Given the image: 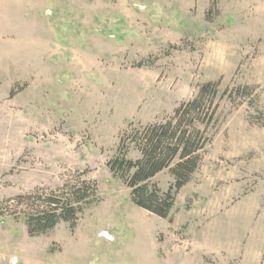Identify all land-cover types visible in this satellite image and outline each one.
Returning <instances> with one entry per match:
<instances>
[{
    "label": "rangeland",
    "instance_id": "rangeland-1",
    "mask_svg": "<svg viewBox=\"0 0 264 264\" xmlns=\"http://www.w3.org/2000/svg\"><path fill=\"white\" fill-rule=\"evenodd\" d=\"M206 81L227 90L211 141L158 217L106 162ZM82 171L76 226L4 215L0 264H264V0H0V199Z\"/></svg>",
    "mask_w": 264,
    "mask_h": 264
},
{
    "label": "trees",
    "instance_id": "trees-1",
    "mask_svg": "<svg viewBox=\"0 0 264 264\" xmlns=\"http://www.w3.org/2000/svg\"><path fill=\"white\" fill-rule=\"evenodd\" d=\"M220 85V81L199 84L193 97L181 102L162 121L130 125L120 136L116 152L106 165L129 189L135 206L161 218L169 217L176 193L190 180L211 141L209 128L217 120L220 101L227 91ZM131 149L137 152L136 158L128 157ZM166 169L172 182L161 190L152 178ZM97 199V183L86 178L85 172H76L56 189L36 188L0 199V217L21 216L28 235L37 236L60 221L73 229L79 214Z\"/></svg>",
    "mask_w": 264,
    "mask_h": 264
}]
</instances>
